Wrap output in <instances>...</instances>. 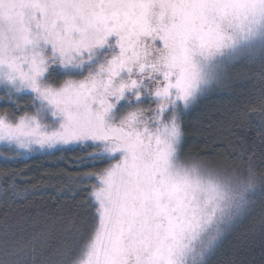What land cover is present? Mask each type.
Segmentation results:
<instances>
[{
    "label": "snow or ice",
    "instance_id": "obj_1",
    "mask_svg": "<svg viewBox=\"0 0 264 264\" xmlns=\"http://www.w3.org/2000/svg\"><path fill=\"white\" fill-rule=\"evenodd\" d=\"M245 60L264 63V0H0V145L104 165L78 177L86 217H48L59 245L6 216L0 264H209L264 175L186 153L182 117Z\"/></svg>",
    "mask_w": 264,
    "mask_h": 264
},
{
    "label": "trees",
    "instance_id": "obj_2",
    "mask_svg": "<svg viewBox=\"0 0 264 264\" xmlns=\"http://www.w3.org/2000/svg\"><path fill=\"white\" fill-rule=\"evenodd\" d=\"M262 90L264 63L259 60L237 63L229 70L225 85L202 97L183 114L184 151L216 160L227 158L242 166L251 158L257 175H264L261 163L264 118L259 112ZM2 107L10 108V105L0 104ZM85 155L77 149L15 158L13 152L0 145V231L7 216L10 224H19L24 229V234L34 229L51 228L55 245L62 243L56 227L58 222L49 225L48 217L55 220L53 214L65 209L79 212L81 218L86 217V208L78 206L83 204L86 195L81 189L91 182L82 184L78 177L104 166L90 167L92 162L88 160L72 163ZM13 181L19 186L21 197L5 198L4 191ZM261 205H264V196L257 194L255 210L225 233L218 249L210 256L209 264H264Z\"/></svg>",
    "mask_w": 264,
    "mask_h": 264
},
{
    "label": "rangeland",
    "instance_id": "obj_3",
    "mask_svg": "<svg viewBox=\"0 0 264 264\" xmlns=\"http://www.w3.org/2000/svg\"><path fill=\"white\" fill-rule=\"evenodd\" d=\"M31 154H34V153H31ZM31 154H26V155L28 156V155H31ZM224 235H225V234H224Z\"/></svg>",
    "mask_w": 264,
    "mask_h": 264
}]
</instances>
